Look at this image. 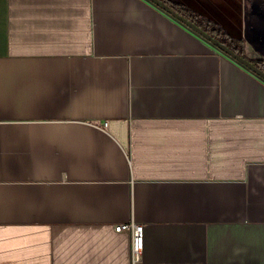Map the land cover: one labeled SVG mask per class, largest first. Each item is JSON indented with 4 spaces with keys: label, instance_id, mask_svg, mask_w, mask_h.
<instances>
[{
    "label": "crops",
    "instance_id": "0c3cea01",
    "mask_svg": "<svg viewBox=\"0 0 264 264\" xmlns=\"http://www.w3.org/2000/svg\"><path fill=\"white\" fill-rule=\"evenodd\" d=\"M162 1L264 62V0ZM0 264H264V79L154 0H0Z\"/></svg>",
    "mask_w": 264,
    "mask_h": 264
},
{
    "label": "water",
    "instance_id": "95a60500",
    "mask_svg": "<svg viewBox=\"0 0 264 264\" xmlns=\"http://www.w3.org/2000/svg\"><path fill=\"white\" fill-rule=\"evenodd\" d=\"M156 4L161 6L163 9L167 10L168 12L172 13L176 18L181 20L183 23H185L188 27H190L192 30L200 34L202 37H204L206 40H208L210 43H212L215 47L232 57L234 60L257 74L259 77L264 79V71L259 68L257 65H255L253 62H251L249 59L245 58L244 56L239 55L234 50H232L230 47H228L225 43L221 42L214 36H212L210 33L203 30L200 26H198L196 23L188 20L184 16L180 15L177 12H174L165 2L162 0H154Z\"/></svg>",
    "mask_w": 264,
    "mask_h": 264
},
{
    "label": "built area",
    "instance_id": "2783aa9c",
    "mask_svg": "<svg viewBox=\"0 0 264 264\" xmlns=\"http://www.w3.org/2000/svg\"><path fill=\"white\" fill-rule=\"evenodd\" d=\"M115 231L130 233L132 258L134 262L138 261L144 248V226L135 222L123 223L116 225Z\"/></svg>",
    "mask_w": 264,
    "mask_h": 264
},
{
    "label": "trees",
    "instance_id": "16d2710c",
    "mask_svg": "<svg viewBox=\"0 0 264 264\" xmlns=\"http://www.w3.org/2000/svg\"><path fill=\"white\" fill-rule=\"evenodd\" d=\"M167 4V3H166ZM168 5V4H167ZM174 12L179 13L180 15L184 16L185 18H187L188 20L196 23L198 26H200L203 30H205L206 32L210 33L212 36H214L215 38H217L218 40H220L221 42L225 43L228 47H230L232 50H234L236 53H238L239 55L243 56V53L241 51H239L238 48H236L233 44L227 43L225 41H222L219 37H217L218 35H216V29L212 28L211 25L209 26H205L203 25V23L198 22L197 20L189 17L188 15H186L184 13V10L177 8L175 6L172 5H168ZM254 63V62H253ZM255 65H257L259 68H261L264 71V62H258V63H254Z\"/></svg>",
    "mask_w": 264,
    "mask_h": 264
}]
</instances>
